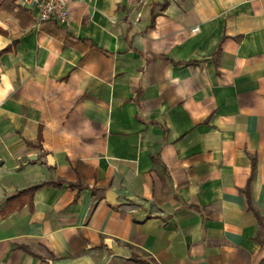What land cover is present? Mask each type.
I'll use <instances>...</instances> for the list:
<instances>
[{"label":"crops","instance_id":"0c3cea01","mask_svg":"<svg viewBox=\"0 0 264 264\" xmlns=\"http://www.w3.org/2000/svg\"><path fill=\"white\" fill-rule=\"evenodd\" d=\"M69 2L0 0V264H264V0Z\"/></svg>","mask_w":264,"mask_h":264},{"label":"built area","instance_id":"2783aa9c","mask_svg":"<svg viewBox=\"0 0 264 264\" xmlns=\"http://www.w3.org/2000/svg\"><path fill=\"white\" fill-rule=\"evenodd\" d=\"M22 3L36 10L41 22L52 20L58 24H67L70 19L69 0H22ZM127 257H133L131 251Z\"/></svg>","mask_w":264,"mask_h":264},{"label":"water","instance_id":"95a60500","mask_svg":"<svg viewBox=\"0 0 264 264\" xmlns=\"http://www.w3.org/2000/svg\"><path fill=\"white\" fill-rule=\"evenodd\" d=\"M31 159H37V155H33V156H31ZM48 161H49L50 163H53V162H54L53 157L48 156ZM117 196H118L117 193H115V192L112 191V190H109V191L107 192V199H108L109 201L113 202V203H116V202H117ZM135 218H136L138 221H144V220L147 218V216H146V215H142V214H140L139 212H136V213H135Z\"/></svg>","mask_w":264,"mask_h":264},{"label":"rangeland","instance_id":"374dc122","mask_svg":"<svg viewBox=\"0 0 264 264\" xmlns=\"http://www.w3.org/2000/svg\"><path fill=\"white\" fill-rule=\"evenodd\" d=\"M262 240L264 242V227L262 232ZM109 264H145L142 259H137L135 257L129 259H123L121 257H113Z\"/></svg>","mask_w":264,"mask_h":264},{"label":"trees","instance_id":"16d2710c","mask_svg":"<svg viewBox=\"0 0 264 264\" xmlns=\"http://www.w3.org/2000/svg\"><path fill=\"white\" fill-rule=\"evenodd\" d=\"M144 263H145V264H149L148 262H145V261H144Z\"/></svg>","mask_w":264,"mask_h":264}]
</instances>
